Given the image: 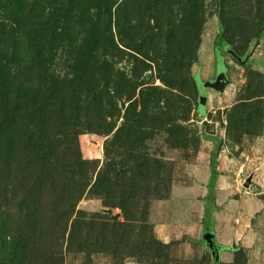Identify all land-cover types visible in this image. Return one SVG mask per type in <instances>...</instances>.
<instances>
[{
	"label": "rangeland",
	"instance_id": "rangeland-1",
	"mask_svg": "<svg viewBox=\"0 0 264 264\" xmlns=\"http://www.w3.org/2000/svg\"><path fill=\"white\" fill-rule=\"evenodd\" d=\"M211 211L264 264V0H0V264H212Z\"/></svg>",
	"mask_w": 264,
	"mask_h": 264
},
{
	"label": "water",
	"instance_id": "water-1",
	"mask_svg": "<svg viewBox=\"0 0 264 264\" xmlns=\"http://www.w3.org/2000/svg\"><path fill=\"white\" fill-rule=\"evenodd\" d=\"M259 39L257 40L256 45L258 44ZM256 45L251 49V51L248 53L247 56L252 55V53L254 52ZM247 60V59H246ZM229 84V79L227 77V75L224 73L223 77L220 78L217 81H213L212 83L209 84L208 87L205 88V91L202 95V97H200L199 100V110L202 112L204 110V108H202L201 106L205 107L207 99H208V94L207 91L214 89L216 91L222 92L224 91L225 87ZM252 178L253 175H249L245 181V185L249 186L252 182ZM216 182V180H215ZM215 184V183H214ZM214 197V192H212L208 198H207V202L209 203ZM104 212H106L109 216H111L113 219H116L119 216V213L113 214V210L111 208H107V209H103ZM213 243V244H212ZM212 251V264H219V260H220V252H221V245L218 243L216 237H215V233H209L208 237H207V244H206Z\"/></svg>",
	"mask_w": 264,
	"mask_h": 264
},
{
	"label": "trees",
	"instance_id": "trees-1",
	"mask_svg": "<svg viewBox=\"0 0 264 264\" xmlns=\"http://www.w3.org/2000/svg\"><path fill=\"white\" fill-rule=\"evenodd\" d=\"M260 35H261V33L258 34L259 37H260ZM216 54H217V57L220 58L219 50H217ZM213 139L217 142V147H216V151L212 154V157H211V168H210V171H211L212 185L215 183L216 176H217V169H216L217 168L216 167L217 166V159L216 158H217L218 152L220 150V146H221L220 138L218 136L217 137L215 136ZM212 192L213 191H211V193ZM212 213H213V211H211L209 215H208V213H206V215H205V217L203 219L204 229L206 230V233H205L206 239H207L209 233H213V231H215L214 227H213L214 220H213ZM228 249H233V248L229 247ZM235 249H237V247H235Z\"/></svg>",
	"mask_w": 264,
	"mask_h": 264
}]
</instances>
